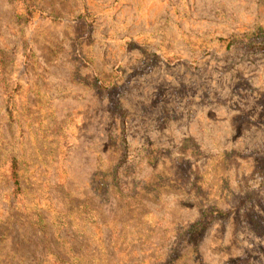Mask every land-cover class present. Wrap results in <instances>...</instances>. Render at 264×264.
<instances>
[{
  "label": "rangeland",
  "instance_id": "obj_1",
  "mask_svg": "<svg viewBox=\"0 0 264 264\" xmlns=\"http://www.w3.org/2000/svg\"><path fill=\"white\" fill-rule=\"evenodd\" d=\"M262 28L264 0H0V264H264Z\"/></svg>",
  "mask_w": 264,
  "mask_h": 264
},
{
  "label": "trees",
  "instance_id": "obj_2",
  "mask_svg": "<svg viewBox=\"0 0 264 264\" xmlns=\"http://www.w3.org/2000/svg\"><path fill=\"white\" fill-rule=\"evenodd\" d=\"M249 48L264 51V28L253 32V34L247 39L245 44ZM10 177L13 182V192L15 195L19 193V174L16 160L13 158L10 165Z\"/></svg>",
  "mask_w": 264,
  "mask_h": 264
}]
</instances>
